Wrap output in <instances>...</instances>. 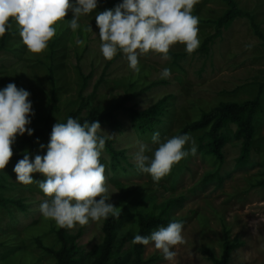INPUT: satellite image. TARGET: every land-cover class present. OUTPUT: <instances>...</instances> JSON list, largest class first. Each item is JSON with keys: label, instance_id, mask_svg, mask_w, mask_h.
<instances>
[{"label": "rangeland", "instance_id": "rangeland-1", "mask_svg": "<svg viewBox=\"0 0 264 264\" xmlns=\"http://www.w3.org/2000/svg\"><path fill=\"white\" fill-rule=\"evenodd\" d=\"M233 1L238 9L249 13L264 37V0ZM122 2L98 0L97 8L79 19L80 27L75 31L67 23L60 24L46 52L40 55L26 50L12 22L4 40L0 38V90L14 83L30 93L34 115H30L27 127L33 131L46 123H60L78 107L83 78L87 81L82 95L88 104L81 114L98 116L114 109L118 128L100 124L102 131L97 133L123 155L115 162L114 172L105 148L100 158L109 188L108 203L123 210L126 218L117 231L110 264L130 251L138 218L149 215L181 222L186 242L171 249L176 253L171 261L164 259L154 243L145 245L142 259L149 260L147 264H214L213 260L221 258L225 243L232 247L228 264H264V89L254 115L255 134L248 165L237 166L240 142L234 139L232 125L227 130L229 139L222 149L221 163L201 149L206 143V139L200 140L203 131L186 133L197 145L196 155L182 159L159 182L141 172L134 162L140 143L152 149L146 153L152 156L158 147L152 142L154 133L158 132L163 141L180 135L201 113L221 102L254 99L258 84L264 81V40L254 35L246 19H236L214 40L207 55L196 53L173 62L149 52L139 57L140 72L135 73L122 52L108 61L100 51L95 17ZM226 9L222 0H199L194 6L193 15L199 17L200 46L214 33V21ZM65 19L70 21L72 13ZM88 24L92 31L86 30ZM77 40L84 44H77ZM170 51L186 53L179 44ZM164 68L171 70L168 79L160 76ZM155 105L160 106L159 123L152 131L140 133L127 111H145ZM27 135H18L15 142ZM48 143L39 141L22 150L12 146L13 156L0 170V198L16 203L0 206V264H56L47 249L60 248L56 235L59 226L40 211V205L50 198L37 183L17 182L13 171L25 154L30 160L35 155H45ZM32 179L40 182L45 177L33 173ZM172 202L175 203L170 207ZM103 221L90 220L85 226L66 229L75 244L79 264L96 263L103 243Z\"/></svg>", "mask_w": 264, "mask_h": 264}, {"label": "clouds", "instance_id": "clouds-1", "mask_svg": "<svg viewBox=\"0 0 264 264\" xmlns=\"http://www.w3.org/2000/svg\"><path fill=\"white\" fill-rule=\"evenodd\" d=\"M199 0H123L114 9L96 15V27L101 41L100 51L105 60L111 61L117 54H125L129 67L140 72L139 57L152 52L165 61L170 59L173 46L183 45L191 55L200 47L199 17L193 15ZM98 0H0V38L15 23L26 50L33 55L46 52L48 44L56 36L60 24L67 23L75 31L82 16H89L97 8ZM72 19L66 21L67 14ZM92 31L90 25L86 29ZM83 45V40H77ZM162 79L171 76V70L164 68ZM30 93L9 83L0 90V170L10 162L12 145L16 137L33 130L30 115H34L29 100ZM102 131L99 122L86 121L83 124L69 117L66 123H55L52 127L46 154L35 155L30 160L25 154L13 171L16 181L22 185L37 183L46 199L40 205L45 218L59 227L72 230L77 225L85 226L90 220L100 221L110 215L119 216L120 209L108 203L109 188L101 154L105 138L98 136ZM114 136V135H109ZM158 147L152 156L147 145L140 143L134 154L137 168L159 182L170 174L174 165L189 154L195 156L197 145L188 135H177L160 139L158 132L152 136ZM190 145L186 150L185 146ZM43 149L44 145H40ZM33 173L42 174L45 179L34 182ZM183 224L171 222L150 236L135 235L134 244L154 243L165 260L171 261L176 253L171 249L186 241L182 235Z\"/></svg>", "mask_w": 264, "mask_h": 264}, {"label": "trees", "instance_id": "trees-1", "mask_svg": "<svg viewBox=\"0 0 264 264\" xmlns=\"http://www.w3.org/2000/svg\"><path fill=\"white\" fill-rule=\"evenodd\" d=\"M227 9L225 12L214 21V33L205 38L201 46L192 54L207 55L210 46L214 40L220 38L223 31L230 27V25L236 19H246L254 33V35L261 40H264L263 34L259 30L258 26L254 23L253 18L247 12H243L236 6L233 0H222ZM4 38H2V41ZM3 43V42H2ZM191 54V55H192ZM186 53H173L169 52V56L173 62L185 58ZM50 79L54 82L52 71H50ZM87 79L83 78V84L78 92L79 105L75 110L69 111L65 118L60 123H66L69 117L77 120L79 123L84 122H99V124H107L112 129H116L119 126V122L116 119L114 109H110L107 112L94 116L92 113H88L83 116L81 114L82 109L87 106V98L82 95ZM264 89V81L258 84V91L254 99L244 101L242 103L235 102H221L217 107L209 112L201 113L199 119L189 125H187L180 135L186 133H193L197 131H203L200 140L206 139V143L202 145L204 153L213 156L218 162H222L223 154L222 149L227 142L228 127L230 125L235 127L233 134L234 139L240 142V155L237 159V166L239 168L249 164V156L251 147L254 142V115L260 107V98ZM53 100H55L53 98ZM53 110V107H51ZM128 115L133 121L134 127L140 132L145 133L152 131L154 126L159 123L158 116L160 115V106L155 105L145 111H138L136 109H129ZM54 125V124H53ZM53 125L46 123L42 128H37L33 131L31 136L27 135L20 142H14V146L18 150H22L27 147H32L36 142L44 141L49 142L50 134ZM98 136H101L97 134ZM102 137V136H101ZM104 138V137H103ZM105 149L109 153L111 159L110 168L114 172L116 170L115 162L122 158V152L115 151L111 144V141L106 139ZM261 185H264L262 181ZM175 202H172L169 206H173ZM8 204H16L14 201L1 199L0 206L6 207ZM126 222L124 211H120L119 216L110 215L107 219H104L102 225L103 243L100 254L98 255L95 264H110V259L115 246V239L117 231L124 226ZM171 220L163 218L161 216L149 215L139 217L137 221V234L142 236H150L155 229L161 227H167ZM136 234V235H137ZM57 238L60 242V248L58 250H49L47 252L53 256L56 264H79L77 258V251L73 240L67 236L66 229L59 227L56 231ZM145 245L132 244L130 251L123 257H119L114 264H147L148 261L142 259L143 249ZM232 247L227 245L223 246L221 258L219 260H213L214 264H228L229 254Z\"/></svg>", "mask_w": 264, "mask_h": 264}]
</instances>
